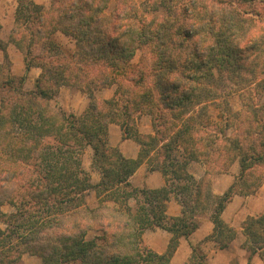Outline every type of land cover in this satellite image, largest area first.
<instances>
[{
  "label": "trees",
  "instance_id": "trees-1",
  "mask_svg": "<svg viewBox=\"0 0 264 264\" xmlns=\"http://www.w3.org/2000/svg\"><path fill=\"white\" fill-rule=\"evenodd\" d=\"M9 43L24 53L25 73L0 64V264H20L25 255L43 264H171L180 239L208 213L214 233L203 243L230 247L238 231L222 213L235 195L255 194L264 183L257 174L264 172V105L254 101L264 94V0H52L49 7L18 0ZM7 48L0 39L6 60ZM33 68L41 74L28 90ZM62 87L88 95L84 115L50 108ZM112 88L111 99H97ZM232 95L244 104L235 114L238 136L228 141L208 106ZM145 115L151 134L137 127ZM112 124L140 145L137 159L110 145ZM201 136L203 150L195 146ZM88 148L101 174L96 184L80 158ZM236 162V182L215 195L209 174L228 173ZM144 163L166 184L170 175L181 183L180 217L167 215L174 190L130 183ZM192 163L205 167L202 179L189 172ZM6 203L16 212L4 213ZM242 228L244 247L264 261V215ZM158 229L172 235L162 255L143 245L144 234ZM203 243L192 246L190 264L205 263Z\"/></svg>",
  "mask_w": 264,
  "mask_h": 264
},
{
  "label": "crops",
  "instance_id": "crops-1",
  "mask_svg": "<svg viewBox=\"0 0 264 264\" xmlns=\"http://www.w3.org/2000/svg\"><path fill=\"white\" fill-rule=\"evenodd\" d=\"M35 2L40 5L48 6L51 3V0H35ZM17 4L18 0H0V25L2 27L0 30V39L4 42H9L10 40V36L15 25V11ZM6 24H10V28H7ZM14 49L19 51L15 45L9 43L7 54L11 55L12 51H15ZM22 60L24 75V57ZM4 61L5 53L0 49V64H3ZM35 69L39 68H33L32 70ZM31 71L29 73V78ZM13 74L17 77H20L14 72ZM40 74L41 72L35 77L34 84ZM29 83L30 80L28 79V84ZM103 90L107 91L110 89ZM111 98H106L104 100ZM109 133H111L114 137H112L110 141L111 146L119 148L122 154L128 159H137L139 157L141 151L140 145L133 139H124L122 131L118 125H110ZM231 170V173L228 172L221 175L211 176L210 178L209 174L208 178L213 185V192L215 195H223L236 182L240 172L238 162L232 166ZM202 171L203 174H200L199 176L194 175L197 180H200L205 176V167H203ZM130 183L138 188L154 190L165 187L166 178L161 172L152 171L149 168V165L144 163L130 178ZM167 215L170 218H176L182 215V206L177 200L172 199L168 203ZM261 215H264V183L255 194L235 195L222 213V220L227 225L238 231L236 239L232 242L228 249L218 250L214 247L212 242L203 243L206 238L214 233V224L211 221L210 214H203L202 216L198 217L200 227L188 239H180L179 246L172 257L171 264H190L193 255L192 246H197L201 243H203L202 251L206 255V261L204 264H264V261L259 257V255H251V253L244 247V242L246 239L242 232V226L248 218ZM171 238L172 235L170 233L160 229L156 231H147L143 236V245L153 252L162 255L167 252ZM28 256L25 255L22 258L20 264H26V257Z\"/></svg>",
  "mask_w": 264,
  "mask_h": 264
},
{
  "label": "rangeland",
  "instance_id": "rangeland-1",
  "mask_svg": "<svg viewBox=\"0 0 264 264\" xmlns=\"http://www.w3.org/2000/svg\"><path fill=\"white\" fill-rule=\"evenodd\" d=\"M138 1H142V0H138ZM49 5L46 7H49ZM17 6H18V4H17ZM6 26H7V28L8 27L10 28V24H6ZM58 41L63 45L65 50H71L73 48L72 45L70 44L69 40L66 38L58 37ZM5 43H7L9 46V42L5 41ZM7 56H8V59L7 60L5 59L4 64L9 65V67L11 66L12 72H14L15 74L22 77L23 72H24L23 60H22V58L24 57V53L21 50H19V51L15 50V51H12L11 55L7 54ZM139 57H140V53L137 56L135 62L139 61ZM20 63H21V67H20ZM40 72H41L40 69H35V70L31 71L30 78H29L30 83L27 84V87H26L28 90L34 89L35 77ZM114 92H115V88H112V89L107 90V91L100 90V91L96 92V97L99 100H104L106 98H111L114 95ZM2 96H3V94L0 91V112H1V105H2L1 104V97ZM254 98L256 99V100H254V101H256L255 103H257V101H258L259 104L264 105V94L254 95ZM90 102L91 101H90L87 94L79 91L76 88L63 87L59 97L51 102L50 108L55 113H61V114L65 113L68 115L73 114L76 116H82L88 110ZM243 104H244L243 100L239 95H232L224 101L221 100V101H218L217 103H213V104H210L208 106V112H209V115H210L212 122L220 128L221 132H223V134L227 137L228 141H231L233 138H235V136H238L237 130H238V126H239L240 121H242V118H239L235 114H237V112H239L241 109H243ZM238 119H239V122L237 121ZM137 127H138L139 132L142 134L153 133L151 117L146 116V115L138 117ZM211 130L213 132H211ZM208 132H209V137H210L208 140V142H209L214 137V128L209 129ZM223 134L221 136L220 135L219 136L222 137ZM240 136L241 135H239V137ZM112 137L113 136L110 133V141H111ZM198 137L199 136H196V138H198ZM201 138H202V141H199L198 140L199 138H198L195 146L200 148V150H203L204 147L207 146V142L204 140V136H201ZM240 138L242 140V137H240ZM81 154L82 155H80V158L82 160L83 167L85 168L88 175L90 176L91 181L94 184L99 183L101 181V174L97 169L93 168V166H92V156H93L92 150L90 148H88ZM199 155H203V153L199 154ZM184 158H185V160L188 159V154H183V158H181V159H184ZM203 167L204 166L202 164L192 163L189 167V172L192 175L199 176L200 174H203V171H202ZM18 170H20V169L18 168ZM217 170L218 169L212 170L209 178L211 176L221 175V173H217ZM231 172H232V170L230 169L229 173H231ZM257 174L264 176V172H261V173L259 172ZM171 178H173L172 175H170V178H168L166 187L169 190L175 191V194L172 193V195H171V200L172 199L176 200L177 192H176L175 186H177L181 183L178 181H173L174 179H171ZM254 181H256V180H253V182ZM212 187H213V185H212ZM89 201H90L91 206L97 205L98 201H97L94 193L90 197ZM1 210L6 214H12L13 212H16V209L7 203L2 207ZM202 215L200 214L199 216H202ZM0 227L4 228V225L1 222H0ZM200 253L203 254V251H201ZM26 259H27L26 264H43L41 259L37 256H28V257H26ZM72 264H79V263H72Z\"/></svg>",
  "mask_w": 264,
  "mask_h": 264
}]
</instances>
